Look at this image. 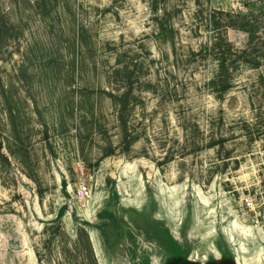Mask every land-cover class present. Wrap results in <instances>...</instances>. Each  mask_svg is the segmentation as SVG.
Wrapping results in <instances>:
<instances>
[{
    "label": "rangeland",
    "instance_id": "obj_1",
    "mask_svg": "<svg viewBox=\"0 0 264 264\" xmlns=\"http://www.w3.org/2000/svg\"><path fill=\"white\" fill-rule=\"evenodd\" d=\"M238 259L264 264V0H0V264Z\"/></svg>",
    "mask_w": 264,
    "mask_h": 264
},
{
    "label": "bare ground",
    "instance_id": "obj_2",
    "mask_svg": "<svg viewBox=\"0 0 264 264\" xmlns=\"http://www.w3.org/2000/svg\"><path fill=\"white\" fill-rule=\"evenodd\" d=\"M213 251V250H212ZM263 253V252H262ZM197 257V256H196ZM237 264H242V262L238 259Z\"/></svg>",
    "mask_w": 264,
    "mask_h": 264
},
{
    "label": "built area",
    "instance_id": "obj_3",
    "mask_svg": "<svg viewBox=\"0 0 264 264\" xmlns=\"http://www.w3.org/2000/svg\"><path fill=\"white\" fill-rule=\"evenodd\" d=\"M86 190L84 189L83 192H85Z\"/></svg>",
    "mask_w": 264,
    "mask_h": 264
}]
</instances>
